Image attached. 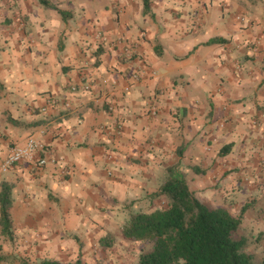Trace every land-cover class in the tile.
I'll use <instances>...</instances> for the list:
<instances>
[{
  "label": "crops",
  "instance_id": "crops-1",
  "mask_svg": "<svg viewBox=\"0 0 264 264\" xmlns=\"http://www.w3.org/2000/svg\"><path fill=\"white\" fill-rule=\"evenodd\" d=\"M47 1L66 18L0 0V164L29 136L56 155L0 170L3 263L26 247L28 264L64 261L61 247L111 228L172 165L206 203L264 196V0H151L148 13L142 0Z\"/></svg>",
  "mask_w": 264,
  "mask_h": 264
},
{
  "label": "trees",
  "instance_id": "trees-1",
  "mask_svg": "<svg viewBox=\"0 0 264 264\" xmlns=\"http://www.w3.org/2000/svg\"><path fill=\"white\" fill-rule=\"evenodd\" d=\"M144 13L151 10V0H142ZM66 18L67 12L40 0ZM166 178L154 198L164 197L165 206L151 211L130 213L122 227L123 237L147 242L137 264H264L248 250V238L240 233L242 214L236 215L224 206H211L190 189L186 175L178 165L169 166ZM11 186L2 183L0 202L4 231H9ZM100 246L110 249L115 235L107 233L99 240ZM32 264H83L81 258L62 261L46 258Z\"/></svg>",
  "mask_w": 264,
  "mask_h": 264
},
{
  "label": "rangeland",
  "instance_id": "rangeland-1",
  "mask_svg": "<svg viewBox=\"0 0 264 264\" xmlns=\"http://www.w3.org/2000/svg\"><path fill=\"white\" fill-rule=\"evenodd\" d=\"M154 192H147L142 197L135 199L134 202L127 204L128 208H126V212L127 209L129 212L118 215L117 222L109 225L111 228L99 231L98 235L94 234L90 237V241L86 242L79 238L75 240L78 246L65 245L61 247L63 252L61 257H63V260L72 261L81 258L83 264H137L140 254L148 250L151 245L147 242L130 240L123 237L122 227L126 221V214L129 216L133 211H151L155 208L165 206V198H154L152 196ZM221 202V199H213L212 203L208 204L216 207L221 206ZM225 202L228 204L229 209L236 215L242 214L243 206L247 205V210L242 215L243 222L240 233L248 238V250L258 258L264 259V196H249L246 199L240 200L238 203L235 200L230 202L227 199H225ZM10 233L15 232L11 230ZM107 233H113L115 235L114 246L110 249L100 246L99 241H97L98 236H105ZM17 249L18 247L15 248V250ZM29 249L26 247L24 251H19L22 255L13 253L11 260H5L4 263L0 260V264H28L35 261L30 255L34 250L29 251Z\"/></svg>",
  "mask_w": 264,
  "mask_h": 264
},
{
  "label": "built area",
  "instance_id": "built-area-1",
  "mask_svg": "<svg viewBox=\"0 0 264 264\" xmlns=\"http://www.w3.org/2000/svg\"><path fill=\"white\" fill-rule=\"evenodd\" d=\"M97 38L102 43L113 44L120 42V40H113L104 31L99 30L97 32ZM139 75L137 73L133 74V79L138 80ZM104 83H108V80H104ZM93 87L91 81H84L81 84H72L71 90L73 92H85L90 91ZM130 90V86L126 88ZM119 130H121L122 125H118ZM56 162V155L54 150L46 144L44 141L38 139L35 136H29L25 143H14L10 146L7 155L1 163L0 170L3 173H7L16 167L21 166L24 163H33L38 167H44L49 163ZM67 172L66 167L63 170Z\"/></svg>",
  "mask_w": 264,
  "mask_h": 264
}]
</instances>
